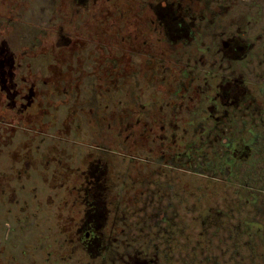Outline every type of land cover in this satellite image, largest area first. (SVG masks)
<instances>
[{"label":"rangeland","instance_id":"1","mask_svg":"<svg viewBox=\"0 0 264 264\" xmlns=\"http://www.w3.org/2000/svg\"><path fill=\"white\" fill-rule=\"evenodd\" d=\"M78 2L0 0V264H84L86 256L73 251L79 247L82 196L88 192L83 172L98 174V168L103 185L97 196L105 202H94L104 220L97 227L110 235L114 247L131 236L135 247L151 245L141 232H156L154 223L166 216L181 234L173 246L194 252L192 257L178 253L177 264H249L250 248L261 251L264 235L259 239L250 230L249 239L235 227L239 218L259 217L264 223V193L249 202L245 190L240 201L238 192L248 177L256 189L264 184L252 180L263 160L254 168L241 164L224 181L210 172H188L154 154L158 142L153 139H108L111 132L119 134L126 120L123 112L110 113L106 105L110 89L118 94L160 89V116L148 113L134 130L140 134L142 125L154 126L169 137L163 139L167 147L171 141L183 151L189 141L204 139L205 127L212 128L218 115L213 91L223 71L245 81L253 109L263 117L264 0ZM222 39L249 45L246 58L225 62L218 46ZM166 41L176 43L174 49ZM123 54L129 56L126 69ZM11 65L8 80L4 74ZM61 71L73 79L65 93ZM7 88L16 91L14 97ZM133 98L128 99L132 105L137 103ZM145 98H140L143 103H153L150 95ZM226 108L231 121L227 135L249 136L248 121L257 118V110ZM111 119L115 123L109 127ZM207 167L212 168L211 162ZM200 231L209 238L201 245ZM235 251L239 261H234Z\"/></svg>","mask_w":264,"mask_h":264},{"label":"flooded vegetation","instance_id":"2","mask_svg":"<svg viewBox=\"0 0 264 264\" xmlns=\"http://www.w3.org/2000/svg\"><path fill=\"white\" fill-rule=\"evenodd\" d=\"M78 2L77 5L85 6V0H76ZM156 3H153V6H155ZM144 8H140V11ZM239 38H241V35H238ZM144 43V41H143ZM170 47V49H174L175 44L173 41H166ZM219 49L222 55V59L232 64L236 61H243L244 58L247 56L246 50L250 48L249 45H244L243 42H241V39L239 41L235 40H226L222 39L219 41ZM234 45V46H233ZM264 52V50H261V52ZM128 58V59H127ZM123 59L125 61H121V64L124 66V68H127V65L129 63V56L123 54ZM149 60H151V56L149 57ZM152 62H155L158 64V61H155L152 59ZM56 62L55 64H57ZM54 65V64H52ZM51 65V66H52ZM117 65V64H116ZM53 71H57L55 67H52ZM113 63H111V70L113 69ZM6 76L4 74V77H7L8 80L11 79L12 75V65L8 68ZM115 72V69H113ZM153 72H157L153 68ZM59 74H63V84L64 87L65 80H66V88L61 93H65V91H68V87H72L71 82L73 79L70 78V74L68 71H61ZM217 81L214 88V93L217 96L216 98V110L218 115L213 116V126L211 129L205 127V131L202 132V136L204 139H200L199 142H193L189 141L186 147H189L190 151L183 152L182 149L179 148V150L175 147L174 143L171 141L168 143V147L166 146L167 143L163 139H169V137H162L159 133L157 128L150 127L151 125H142V128L140 130V134H137L136 130H134V127H136L135 123L140 122L142 118L144 120H147L148 113L153 116V118H157L158 115L160 116V111L157 115V110L160 107V104L158 102L159 95H160V89H157L153 91V93L144 92V90H138L137 93H134V89H131L128 91V89H122L119 94L114 90H109L108 92V98L106 109L108 112H123L121 113L122 119H125L126 121L122 123L121 131H119V134H113L112 132L108 134V139H153L154 142H158L157 150L154 152V154L158 153V157H161L162 160L165 162L172 163L174 165H178L177 160H185V164H181L182 167H186L188 172H199L200 174H205L207 172L213 173L218 175L217 180L224 181L228 176L231 177L233 175L235 168L240 166L241 164H249L253 165L252 167H256L259 162L262 160V166L259 165L256 170V174L253 175L254 178H252L253 182H259L264 181V116L260 117L259 111L255 108L253 109V102L250 98V88L245 83L244 80H239V75H234L230 72L224 73L221 71V74H217ZM1 79V77H0ZM71 79V82L69 80ZM5 80V78H4ZM23 86L27 87L28 85L23 84ZM34 88V85H33ZM35 89V88H34ZM72 89V88H70ZM8 93V96L15 95L16 91L10 90V88L5 89ZM59 90V89H58ZM4 89H1L0 92H3ZM30 91L33 90L32 88ZM45 92H43L44 94ZM47 94H49V90L46 91ZM117 93V94H116ZM41 92V95H43ZM95 96H98V94H94ZM119 95L122 99H119ZM151 96L153 97V103H143V101L140 98H145V96ZM133 98V101H136L137 103L131 104L129 102V98ZM184 98V95H182ZM206 98L208 96H205ZM140 99V100H139ZM146 99V98H145ZM221 99L220 103L219 100ZM118 101H123V103H120L117 105ZM146 101V100H145ZM32 104V100L30 99L29 105ZM171 108L174 106L169 105ZM28 111H32V108H29L25 106ZM226 107H231L233 109H236L234 112H240L241 110H248L251 109V111L257 110V118L251 120L252 123L248 121V129L247 132L250 133L249 136H236L229 134L227 135L226 129L230 127L231 121L229 118V111L227 112ZM15 108V107H14ZM169 111H174L171 109ZM34 109V108H33ZM10 110V109H9ZM40 111V110H39ZM233 111V110H232ZM249 112V115L253 114L254 112ZM147 112V114H146ZM171 112V113H172ZM263 112V110H261ZM170 113V114H171ZM118 114H115L114 118H117ZM175 117V113L173 114ZM108 118V116H107ZM132 118V119H129ZM8 119V118H7ZM36 119V118H35ZM153 122H156V119H152ZM257 124L254 125L255 127H258L260 125L259 131H255L256 129L253 128V122H256ZM110 124L109 127L112 126L115 121L112 119L109 120ZM160 122V121H159ZM170 122V120H169ZM190 121H187L186 123H182L184 125L190 124ZM245 123V121H243ZM242 124V123H241ZM236 126V125H235ZM240 126L238 125V128ZM229 129V128H228ZM237 133L236 129H234ZM156 139V141H155ZM160 144V145H159ZM198 144L199 146H196ZM195 145V146H193ZM212 157L208 155L209 149H212ZM167 155V159H166ZM211 158V159H209ZM211 160V161H210ZM191 161V162H189ZM211 162L212 168L209 169L207 167L208 163ZM190 165V166H189ZM186 170V169H185ZM239 170V167H238ZM100 170L96 171L98 174H88L86 171H84V175L86 177V182L88 184L85 185V191L88 190L82 196L83 198V214L80 216L81 219V225H79L77 232L79 241L77 242V245H79L78 249H74L77 254V257L84 255L86 257H89L91 262L89 264H177L178 259L176 258V255L178 253L182 255H186L192 257L194 255V252H187L186 249L179 250L173 246L174 241L176 240L177 235H181L180 232H176L173 230L174 224L170 222L171 220L167 218L166 216H161L160 219L157 222H153L154 225L157 227L156 232H150V231H143L142 234L146 235V239L151 240L152 244L148 245L147 247L142 244L141 247H135L133 245L134 237H127L124 242L122 243V246L120 247H114L110 243L111 237L110 235L105 236L102 233L101 227L98 228L96 223H101V220L104 222L102 216L100 215V212L96 211L94 206V202H97L99 198L104 201L103 195L97 196L100 186L103 184L101 183V180L99 181L96 176H100L101 172ZM251 178H247L248 182L243 183L241 190L238 192V194L242 191L246 195V201L252 202L257 201L260 197H262L261 194L258 192L264 193V184H261L258 189H256V186L249 183ZM98 186V187H97ZM255 186V187H254ZM248 195H247V193ZM242 193V195H243ZM242 195H238V200L240 201L242 199ZM87 196V197H86ZM105 202V201H104ZM237 206V205H236ZM235 206V207H236ZM224 213H221V216H223ZM108 217V216H107ZM106 217V218H107ZM151 218H149L150 220ZM148 220H146L144 223H147ZM151 222V221H148ZM238 223H236L235 229H239L237 234L245 235L249 237V239L254 235L260 237L259 239H262V236L264 235V223L259 219V217H252L251 219H243L240 218L237 220ZM220 223V222H218ZM98 224V225H99ZM220 224L225 225V222H221ZM161 225V227H160ZM162 225H165L162 227ZM169 225V226H168ZM241 225H244L241 227ZM240 226V228H239ZM160 228H163L164 231H161ZM103 229V228H102ZM255 229V231H254ZM253 231V234H250L249 232ZM113 235V234H111ZM252 240V239H251ZM250 240V241H251ZM126 241V242H125ZM100 245H105L104 247L98 248ZM108 245V246H107ZM107 246V248H106ZM150 246V247H149ZM233 250V249H232ZM237 250V248H236ZM71 251V250H70ZM220 251H223V249H219ZM249 257H250V263L249 264H264V248H261V251H258V249H255L254 247L250 248L249 250ZM234 256V261L238 260L236 255L238 254L237 251L232 253ZM192 255V256H191ZM219 255V254H218ZM221 255V254H220ZM240 255V254H239ZM237 255L238 257H240ZM223 256V255H222ZM86 257L82 260L84 264L86 263ZM239 261V260H238ZM240 261L238 262V264Z\"/></svg>","mask_w":264,"mask_h":264},{"label":"trees","instance_id":"3","mask_svg":"<svg viewBox=\"0 0 264 264\" xmlns=\"http://www.w3.org/2000/svg\"><path fill=\"white\" fill-rule=\"evenodd\" d=\"M164 23V22H163ZM163 23H162V26H163ZM7 120H9V118L7 119ZM35 121L37 122V123H41L40 122V118H39V115H37V117H36V119H35ZM42 126V125H41ZM177 164L179 165V166H182L181 164H183L180 160H177ZM189 162H191V161H189ZM98 170H100L99 168H98ZM98 224L99 223H96V225L98 226ZM163 226H165V225H162V227ZM169 226V225H168ZM155 229L157 230V227H155ZM161 229V231H164V229L163 228H160ZM201 238H204V239H201ZM198 239L200 240L199 241V245H201V244H204L203 243V241H205V242H207V240L209 239L208 237H206V233L204 232V231H200L199 233H198ZM193 247H195V244L193 245Z\"/></svg>","mask_w":264,"mask_h":264}]
</instances>
